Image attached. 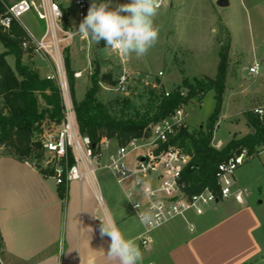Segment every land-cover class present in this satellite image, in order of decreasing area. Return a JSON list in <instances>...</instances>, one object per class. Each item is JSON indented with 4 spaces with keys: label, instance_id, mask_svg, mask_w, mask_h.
Returning <instances> with one entry per match:
<instances>
[{
    "label": "rangeland",
    "instance_id": "1",
    "mask_svg": "<svg viewBox=\"0 0 264 264\" xmlns=\"http://www.w3.org/2000/svg\"><path fill=\"white\" fill-rule=\"evenodd\" d=\"M85 1L87 15L92 0ZM216 1L164 0L154 19L159 29L157 43L140 58L134 54L128 56L112 52L105 42L97 44L89 38L88 42L77 38L72 57L69 56L71 48L68 53L72 72L73 69L83 71L78 79L80 85L75 88V98L81 100L85 96L98 69L96 98L108 107L114 117L152 111L161 87L166 91L181 87L186 93L182 86L185 79L193 83L194 78L214 77L220 60L219 51L229 45L225 88L211 143L220 149L230 139L244 136L250 131L245 111L264 114V0H229L224 7L218 6ZM75 2L60 0L62 8L69 13L72 26L76 27L78 8ZM107 2L112 10L130 0ZM18 22L35 37L42 33L40 21L33 11L22 15ZM2 50L4 46L0 40ZM6 58L13 66V56L7 55ZM33 63L35 68L36 62ZM254 63L257 69L251 72L249 68ZM40 64L38 62V66ZM40 69L47 74L52 73L49 67L40 66ZM121 77H124L122 83ZM181 107L189 128H205L216 108L215 91L208 89L200 101L192 98ZM1 152L13 153L9 148L0 149ZM234 176L235 187L245 191L243 201L255 208L261 220L257 233L264 250V147L253 155L246 154ZM233 200V196L224 199Z\"/></svg>",
    "mask_w": 264,
    "mask_h": 264
},
{
    "label": "crops",
    "instance_id": "2",
    "mask_svg": "<svg viewBox=\"0 0 264 264\" xmlns=\"http://www.w3.org/2000/svg\"><path fill=\"white\" fill-rule=\"evenodd\" d=\"M27 59L36 62L41 75L47 73L40 66L51 70L38 54H27ZM59 189L50 173L13 153H0V253L5 264H118L107 256L111 241L100 236L101 216L135 240L143 264H264L257 233L261 220L244 201L221 200L202 214L177 216L154 229L144 248V225L109 169L97 170L94 181L66 183L63 196Z\"/></svg>",
    "mask_w": 264,
    "mask_h": 264
},
{
    "label": "built area",
    "instance_id": "3",
    "mask_svg": "<svg viewBox=\"0 0 264 264\" xmlns=\"http://www.w3.org/2000/svg\"><path fill=\"white\" fill-rule=\"evenodd\" d=\"M75 4L78 8L76 27L72 26L60 0H13L5 13L0 15V25L9 28L12 19L19 20L25 13L33 11L42 26L39 37L24 28L28 38L22 42L27 54L31 50V54H38L48 61L52 73L43 76L55 81L62 102L61 120L39 134L44 153L40 163L42 168L50 170L57 184L85 179L94 181L97 170L106 168L124 188L135 215L138 212L135 203L141 205V210L150 209L154 202L158 203L155 215L159 223L155 226L144 225L140 235V243L144 248L149 246L154 229L177 216H185L188 212L202 214L208 207L232 196L237 202H242L245 191L239 186L235 187L234 171L244 162L245 150L218 164L215 171L216 190L205 187L197 193L185 191L182 176L191 154L179 145L168 143L186 124L183 107H178L166 118L151 124L149 135L132 137L124 144L107 136H102L94 143L89 135L80 131L66 58L77 38L88 42V38L76 31L86 15L87 2L76 0ZM163 5L164 0H160V7ZM256 69V63L249 68L251 72ZM82 73L81 70H74L73 76L78 79ZM120 79L122 83L124 77ZM168 93L165 92L166 95ZM137 179L142 182L143 190L141 184L135 182ZM99 200L103 206L101 196ZM0 264H5L1 253Z\"/></svg>",
    "mask_w": 264,
    "mask_h": 264
},
{
    "label": "trees",
    "instance_id": "4",
    "mask_svg": "<svg viewBox=\"0 0 264 264\" xmlns=\"http://www.w3.org/2000/svg\"><path fill=\"white\" fill-rule=\"evenodd\" d=\"M10 3L9 0H0V15L5 13ZM27 38L26 30L16 19H12L9 28L0 25V40L4 46V50L0 51V149H11L18 158L33 163L42 173L47 174L50 170L40 165L44 153L38 133L61 120L62 102L55 81L39 74L29 59H22L27 52L22 42ZM228 47L219 51L220 60L214 77L194 78L193 83L185 79L182 86L186 93L181 87H176L166 95V90L161 87L152 111L143 114L137 112L122 118L114 117L108 107L96 98L98 69L92 76V86L87 89L85 96L81 100L75 98L76 80L67 56V70L80 131L89 135L94 143L102 136H107L124 144L132 137L149 135L151 124L166 118L192 98L200 101L208 89H213L216 108L209 117L207 127L191 129L185 124L168 143L179 145L191 154L182 176L186 192L197 193L205 187L216 190L215 171L221 161L242 150L253 155L264 147V114L261 116L251 110L244 113L250 125L248 133L230 139L220 149L211 143L225 88ZM7 55L13 56V66L7 61ZM65 184H58L61 196L65 193Z\"/></svg>",
    "mask_w": 264,
    "mask_h": 264
},
{
    "label": "clouds",
    "instance_id": "5",
    "mask_svg": "<svg viewBox=\"0 0 264 264\" xmlns=\"http://www.w3.org/2000/svg\"><path fill=\"white\" fill-rule=\"evenodd\" d=\"M160 8V0H130L110 10L107 0H92L87 15L79 24L77 33L99 44L118 50L124 55L134 54L137 58L147 55L158 40L159 29L154 19ZM141 184L137 179L135 181ZM138 212L136 216L145 226H155L159 223L155 215L158 203H153L150 209L141 210V205L135 203ZM100 236H108L110 245L107 256L118 264H143V253L135 240L126 238L111 218L100 217Z\"/></svg>",
    "mask_w": 264,
    "mask_h": 264
},
{
    "label": "water",
    "instance_id": "6",
    "mask_svg": "<svg viewBox=\"0 0 264 264\" xmlns=\"http://www.w3.org/2000/svg\"><path fill=\"white\" fill-rule=\"evenodd\" d=\"M216 3L218 6L224 7L229 4V0H217ZM26 59H27V54L23 56V60H26Z\"/></svg>",
    "mask_w": 264,
    "mask_h": 264
}]
</instances>
